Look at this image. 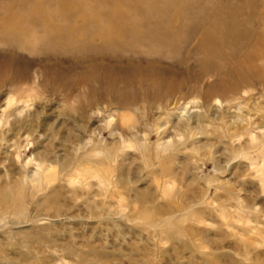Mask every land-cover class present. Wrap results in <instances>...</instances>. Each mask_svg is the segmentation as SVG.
<instances>
[{"label": "rangeland", "instance_id": "374dc122", "mask_svg": "<svg viewBox=\"0 0 264 264\" xmlns=\"http://www.w3.org/2000/svg\"><path fill=\"white\" fill-rule=\"evenodd\" d=\"M263 33L264 0H0V264H264Z\"/></svg>", "mask_w": 264, "mask_h": 264}, {"label": "bare ground", "instance_id": "6f19581e", "mask_svg": "<svg viewBox=\"0 0 264 264\" xmlns=\"http://www.w3.org/2000/svg\"><path fill=\"white\" fill-rule=\"evenodd\" d=\"M214 27L210 28L208 31L205 32L204 39H203L205 43H210L211 45H214V44L221 42L223 40V34H216V32H215L216 28H214ZM254 44H255V47L257 48L258 51L257 52L256 51L248 52L247 57L244 60H241L239 62V65L242 68L247 69V71L246 70L243 71V69H242L240 80H242V79L245 80V79H249V78H254V79L259 80V79H261V77H263V73L257 64L264 58V33L261 36H259L258 40L254 41ZM239 74H240V72H239ZM80 174L81 173H79L78 175H80ZM36 176L38 177L39 174L35 175L33 177V180H36ZM45 177H46V179H49L52 176H51V174H47ZM40 179H41V177H40ZM53 180H54V178L47 180V182H50ZM7 200H10L11 202H13V204H15V212H17L19 215L23 213L24 209H23V206H21V205H23V201L21 199V196H18V195L11 196V194L9 195V192L7 190H1L0 189V203L1 202L5 203V201H7ZM144 216L146 217V215H144Z\"/></svg>", "mask_w": 264, "mask_h": 264}]
</instances>
